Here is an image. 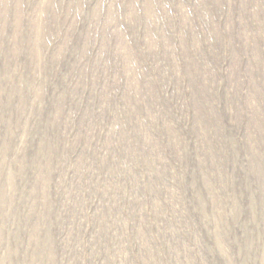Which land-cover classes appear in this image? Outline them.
Returning <instances> with one entry per match:
<instances>
[{
    "label": "rangeland",
    "instance_id": "obj_1",
    "mask_svg": "<svg viewBox=\"0 0 264 264\" xmlns=\"http://www.w3.org/2000/svg\"><path fill=\"white\" fill-rule=\"evenodd\" d=\"M0 264H264V0H0Z\"/></svg>",
    "mask_w": 264,
    "mask_h": 264
}]
</instances>
